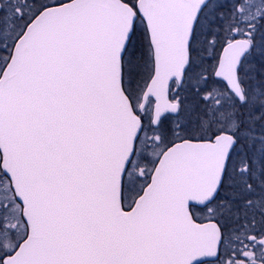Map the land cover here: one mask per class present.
I'll list each match as a JSON object with an SVG mask.
<instances>
[{"label": "snow or ice", "instance_id": "1", "mask_svg": "<svg viewBox=\"0 0 264 264\" xmlns=\"http://www.w3.org/2000/svg\"><path fill=\"white\" fill-rule=\"evenodd\" d=\"M0 264H264V0H0Z\"/></svg>", "mask_w": 264, "mask_h": 264}]
</instances>
